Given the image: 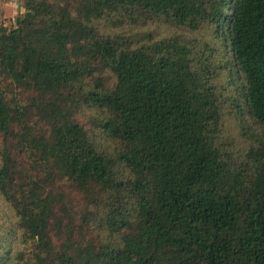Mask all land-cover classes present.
<instances>
[{"label": "trees", "instance_id": "16d2710c", "mask_svg": "<svg viewBox=\"0 0 264 264\" xmlns=\"http://www.w3.org/2000/svg\"><path fill=\"white\" fill-rule=\"evenodd\" d=\"M154 20L215 43L101 27ZM223 68L264 127V0H23L1 19L0 264H264V129L250 169L218 144Z\"/></svg>", "mask_w": 264, "mask_h": 264}, {"label": "rangeland", "instance_id": "374dc122", "mask_svg": "<svg viewBox=\"0 0 264 264\" xmlns=\"http://www.w3.org/2000/svg\"><path fill=\"white\" fill-rule=\"evenodd\" d=\"M130 25L125 23L122 28H113L109 22H104L101 27L106 31L113 30L115 33H120L125 36L143 38L147 33H152L155 37H173L183 42L195 41L197 39H213L214 34L211 29L207 27H199L193 30L191 27L183 24L176 25L165 21H148L143 23L140 21L137 24ZM215 43L213 39V44ZM219 51L215 50V65L221 63L226 64L228 56L232 55L231 50H225L220 45H216ZM226 53V54H224ZM241 78L235 73L234 69L223 68L219 71L218 78L214 83L219 93L221 108L219 122L215 131V138L218 144L226 150L232 161L244 168H251L252 163L248 159V151L257 133L261 132L264 127L260 126L248 111V106L245 98V89L241 86ZM112 81V80H111ZM9 97L13 96V88L8 87ZM85 112L80 120L87 124V127H93L89 122L88 116ZM100 143L106 145L110 143V139L106 137H99ZM112 143V142H111ZM4 211L11 214L10 206L0 201V212ZM29 253L32 251L28 248ZM30 256V255H28Z\"/></svg>", "mask_w": 264, "mask_h": 264}, {"label": "crops", "instance_id": "0c3cea01", "mask_svg": "<svg viewBox=\"0 0 264 264\" xmlns=\"http://www.w3.org/2000/svg\"><path fill=\"white\" fill-rule=\"evenodd\" d=\"M23 0H0V20L12 19L17 13L22 11ZM19 4V8H15V4Z\"/></svg>", "mask_w": 264, "mask_h": 264}, {"label": "built area", "instance_id": "2783aa9c", "mask_svg": "<svg viewBox=\"0 0 264 264\" xmlns=\"http://www.w3.org/2000/svg\"><path fill=\"white\" fill-rule=\"evenodd\" d=\"M15 8H17V9H18V8H19V4H17V3H16V4H15Z\"/></svg>", "mask_w": 264, "mask_h": 264}]
</instances>
